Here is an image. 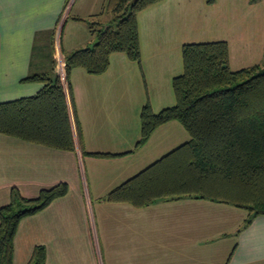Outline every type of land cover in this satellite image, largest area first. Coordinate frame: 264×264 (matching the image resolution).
Masks as SVG:
<instances>
[{
    "label": "crops",
    "instance_id": "crops-1",
    "mask_svg": "<svg viewBox=\"0 0 264 264\" xmlns=\"http://www.w3.org/2000/svg\"><path fill=\"white\" fill-rule=\"evenodd\" d=\"M202 1L161 0L138 14L141 66L124 53H113L101 75L82 67L72 70V100L68 84H62L75 150L0 133V207L9 203L13 187L35 198L43 188L69 184L65 196L21 220L14 264H27L37 245L46 249V264H264V215L237 234L249 213L229 204L181 198L136 207L105 199L190 139L183 125L172 120L136 149L147 100L155 111L175 103L172 80L183 72V58L171 49L162 53L170 36L181 52L185 43L226 40L234 70L264 65V0H228V5L215 0L210 17L202 11ZM108 4L0 0V102L36 94L44 82L25 80L34 74L61 79V53L65 65L67 51L96 40L79 18L109 23ZM207 30H216L217 37L191 39L207 36ZM81 145L90 152L128 153L96 157L83 154Z\"/></svg>",
    "mask_w": 264,
    "mask_h": 264
},
{
    "label": "trees",
    "instance_id": "trees-1",
    "mask_svg": "<svg viewBox=\"0 0 264 264\" xmlns=\"http://www.w3.org/2000/svg\"><path fill=\"white\" fill-rule=\"evenodd\" d=\"M161 0H109V23L87 22L95 36L92 45L65 53L70 99V75L82 67L101 75L110 67L113 53L141 62L138 14ZM213 3L215 0H207ZM108 25V26H107ZM107 26V27H106ZM183 72L172 80L175 103L155 111L150 100L141 109L144 146L160 126L178 120L190 139L126 182L105 199L143 207L161 199H204L248 211L237 234L258 215H264V65L233 70L226 40L191 42L182 46ZM25 80L43 81L34 95L0 102V133L62 150H75L71 114L59 75L34 74ZM75 116L82 142L80 121ZM96 157L127 154L90 152ZM69 192L61 181L29 198L16 187L9 203L0 207V264H14L15 236L25 217L45 209ZM27 264H46V249L34 247Z\"/></svg>",
    "mask_w": 264,
    "mask_h": 264
},
{
    "label": "rangeland",
    "instance_id": "rangeland-1",
    "mask_svg": "<svg viewBox=\"0 0 264 264\" xmlns=\"http://www.w3.org/2000/svg\"><path fill=\"white\" fill-rule=\"evenodd\" d=\"M202 1V0H201ZM219 2H222L221 4L222 5H225V4H227L228 5V0L226 1V0H218ZM211 4H213V3H209L207 0H203L202 1V4L201 3H199V5H203L202 6V11L203 12H208V15H209V17L210 16H213L215 13L213 12V10L215 9L214 7H215V5H211ZM227 5L223 8V10H225V9H228V7H227ZM216 30H211V31H209V30H207V32H208V34H207V36H205L204 34L203 35H201V36H198V38H191V39H194L193 41H205V40H210V39H215V37H217L216 36V34L218 33V32H215ZM198 32L199 33H201V32H203V30H198ZM177 39H179V40H183V39H181L179 36L177 37ZM196 39V40H195ZM170 45H168L167 47H166V49H165V51H163L162 50V53L163 52H166V51H170V49L172 50V52H178L179 53V56H180V60L182 61V52H181V50H179L178 49V47H177V43H176V40H175V38L174 37H171L170 36ZM93 44V42H91V44H89V45H92ZM85 45V44H84ZM84 45H82V46H84ZM151 53H153L154 51H150ZM181 52V53H180ZM60 60H58L59 61V64H61V66H59V68L61 69V72L63 73L64 71H63V69L62 68H65V65H64V57H63V53H61V58H59ZM264 63V62H263ZM139 64V66H141V62L140 63H138ZM63 66V67H62ZM234 70V69H233ZM65 75H66V71H65ZM66 81H67V84H68V80H67V78H66ZM166 155V154H165Z\"/></svg>",
    "mask_w": 264,
    "mask_h": 264
},
{
    "label": "built area",
    "instance_id": "built-area-1",
    "mask_svg": "<svg viewBox=\"0 0 264 264\" xmlns=\"http://www.w3.org/2000/svg\"><path fill=\"white\" fill-rule=\"evenodd\" d=\"M62 67H63V66H62ZM62 69H63V68H62ZM63 70H64V69H63ZM61 80H62V83H63V84H66V83H67L65 72H63V73L61 74Z\"/></svg>",
    "mask_w": 264,
    "mask_h": 264
},
{
    "label": "water",
    "instance_id": "water-1",
    "mask_svg": "<svg viewBox=\"0 0 264 264\" xmlns=\"http://www.w3.org/2000/svg\"><path fill=\"white\" fill-rule=\"evenodd\" d=\"M107 26H108V25H107ZM107 26H106V27H107Z\"/></svg>",
    "mask_w": 264,
    "mask_h": 264
}]
</instances>
